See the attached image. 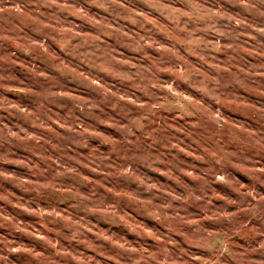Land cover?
<instances>
[{
    "label": "clouds",
    "instance_id": "9594fccd",
    "mask_svg": "<svg viewBox=\"0 0 264 264\" xmlns=\"http://www.w3.org/2000/svg\"><path fill=\"white\" fill-rule=\"evenodd\" d=\"M0 264H264V0H0Z\"/></svg>",
    "mask_w": 264,
    "mask_h": 264
}]
</instances>
